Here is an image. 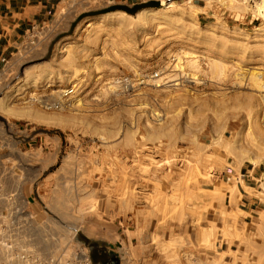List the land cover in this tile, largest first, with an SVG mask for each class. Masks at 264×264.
<instances>
[{"label":"rangeland","instance_id":"374dc122","mask_svg":"<svg viewBox=\"0 0 264 264\" xmlns=\"http://www.w3.org/2000/svg\"><path fill=\"white\" fill-rule=\"evenodd\" d=\"M159 1L62 0L1 65L0 261L264 264V0Z\"/></svg>","mask_w":264,"mask_h":264},{"label":"crops","instance_id":"0c3cea01","mask_svg":"<svg viewBox=\"0 0 264 264\" xmlns=\"http://www.w3.org/2000/svg\"><path fill=\"white\" fill-rule=\"evenodd\" d=\"M81 1L84 2V0ZM142 1L145 0H110V2L128 4ZM201 1L206 2V0H193L194 4L198 6H202ZM61 2L62 0H0V67L7 58L16 52L22 38H25L30 30L44 26L52 19L54 9ZM28 143L30 146L32 145L30 141ZM19 147L22 149L21 144ZM10 156L12 160L21 159V153H13ZM244 196L245 199L249 197L247 194ZM116 255L114 250L99 248L94 255L93 264H116ZM134 256L139 257L136 264H171L165 258L180 256V254L178 251L142 250L136 251Z\"/></svg>","mask_w":264,"mask_h":264},{"label":"built area","instance_id":"2783aa9c","mask_svg":"<svg viewBox=\"0 0 264 264\" xmlns=\"http://www.w3.org/2000/svg\"><path fill=\"white\" fill-rule=\"evenodd\" d=\"M71 92V91H70ZM69 91H66L65 94L67 95ZM50 106V105H49ZM235 177V180L237 182H240L241 180H245V174L241 175H228L227 180L231 181ZM23 260L24 264H65V260L63 257L57 256V257H42L37 255L34 251H24V252H18L14 255V257L11 260L7 261H0V264H19L18 260Z\"/></svg>","mask_w":264,"mask_h":264},{"label":"water","instance_id":"95a60500","mask_svg":"<svg viewBox=\"0 0 264 264\" xmlns=\"http://www.w3.org/2000/svg\"><path fill=\"white\" fill-rule=\"evenodd\" d=\"M161 5H162V2L159 1V0H152V1L145 2V3L136 4V5L132 6V7L131 6H128V5H125V4H113L112 6H110L109 8H107L106 11H112V10L120 9V10H124V11H126L128 13H132L133 14V13H136L138 10H141L144 7H148V6H161ZM79 20L80 19L76 20L73 23V25H72L71 30H70L69 33H72L74 31V29H75V27L77 25V22ZM51 50H52V47L50 48L49 55L51 53Z\"/></svg>","mask_w":264,"mask_h":264},{"label":"bare ground","instance_id":"6f19581e","mask_svg":"<svg viewBox=\"0 0 264 264\" xmlns=\"http://www.w3.org/2000/svg\"><path fill=\"white\" fill-rule=\"evenodd\" d=\"M162 4H164V1H162Z\"/></svg>","mask_w":264,"mask_h":264}]
</instances>
